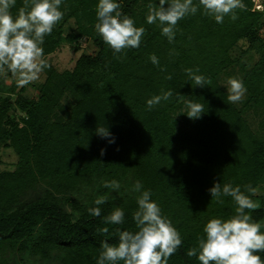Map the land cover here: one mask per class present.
<instances>
[{
  "label": "trees",
  "instance_id": "obj_1",
  "mask_svg": "<svg viewBox=\"0 0 264 264\" xmlns=\"http://www.w3.org/2000/svg\"><path fill=\"white\" fill-rule=\"evenodd\" d=\"M149 2L120 0L119 10L145 33L140 48L115 53L95 30L98 0H63L62 20L40 45L48 66L37 96L0 80V167L3 149L17 158L14 170L0 171V257L10 251L43 261L58 256L62 264H96L100 241L115 245L120 231H137L136 198H109L105 188L107 203L100 206L101 217H93L88 208L96 205L73 196L94 179L120 182L133 175L142 190L151 191L183 238L168 264H200L187 253L204 236L206 223L235 214L231 197H222L223 204L212 200L208 190L214 182L242 192L247 185L256 188L251 199L260 208L251 215L264 222V54L251 69L240 63L247 89L241 107L220 84L237 64L240 42L264 48V10L242 0L235 20L228 15L217 24L201 9L178 23L169 43L157 24L146 23ZM22 7L24 0H16L9 12L15 17ZM72 21L75 29L67 33ZM84 39L96 51L82 55L72 71L58 72L47 62L64 44L76 47ZM153 54L158 65L150 60ZM188 68L199 69L196 74L209 83L197 87L185 74ZM166 91L172 97L148 109L147 100ZM189 100L203 106L199 119L187 116ZM97 129H109L111 137ZM117 207L124 209L125 223L106 224L104 217ZM103 228L108 232L101 233ZM256 254L264 258V252Z\"/></svg>",
  "mask_w": 264,
  "mask_h": 264
},
{
  "label": "clouds",
  "instance_id": "obj_2",
  "mask_svg": "<svg viewBox=\"0 0 264 264\" xmlns=\"http://www.w3.org/2000/svg\"><path fill=\"white\" fill-rule=\"evenodd\" d=\"M63 0H24V7L13 17L9 9L16 0H0V72L7 70L17 77L18 87L33 82L48 66L42 59L44 37L51 35L55 25L62 20L64 13L60 10ZM242 0H150L147 24H157L161 35L169 43L175 39L178 23L187 16H195L201 9L202 14L213 18L217 24L224 22L225 16L237 17L234 10L243 8ZM120 0H98L96 6L95 30L115 53L124 49H138L141 46L145 29L136 27L135 21L120 10ZM150 60L159 64L153 54ZM199 69H185V74L195 85L204 88L209 83L203 75H197ZM171 79V77H168ZM228 100L236 103L242 100L247 89L241 80L229 78L226 82ZM171 91L153 96L147 100L148 109L167 101L172 97ZM187 116L199 119L203 106L187 101ZM103 138L111 137L109 129H97ZM115 144V138L109 139ZM106 150L101 149V156ZM104 188L114 191L120 189L118 181H106ZM134 192L140 193L136 198L137 210L132 219L138 229L135 232L120 231L119 243L110 244L100 241V255L96 264H168L169 258L182 246L183 238L172 221L166 217L157 202L152 199L150 190H142L139 181L133 186ZM212 200L223 204L222 197H231L234 201L235 214L229 219L215 218L209 220L203 228L204 236L198 238L197 247L188 251L187 255L195 256L200 264H264V258L256 253L264 252V224L253 220L251 212L260 208V204L251 199L256 188L214 182L208 190ZM245 192L250 195H246ZM107 203L106 196H98L95 207L88 208L89 215L101 217V205ZM106 224L122 225L125 223L124 209L117 207L104 217ZM107 233L108 228L100 230Z\"/></svg>",
  "mask_w": 264,
  "mask_h": 264
},
{
  "label": "rangeland",
  "instance_id": "obj_3",
  "mask_svg": "<svg viewBox=\"0 0 264 264\" xmlns=\"http://www.w3.org/2000/svg\"><path fill=\"white\" fill-rule=\"evenodd\" d=\"M257 5V11L264 10V1L263 0H254ZM2 10V8H0ZM75 29L74 22L72 21L70 24V29L67 30L71 32ZM260 38L264 42V28L259 31ZM64 44L62 47L58 49L54 54L47 58V62L54 67L58 72L64 71H72L77 61L82 55H90L96 51L95 46L91 41L86 39L82 40L80 44ZM264 54V48L261 47L260 44H256L255 46H250L246 41H242L238 44V46L234 50V58L237 60V64L230 68L225 74L220 77V84L227 92L226 82L229 78H235L238 80L242 79V71L240 69V63H245L251 69L260 61ZM0 80H3V83L7 86H12L13 84H17V77H14L11 72L7 70L0 72ZM46 80L45 71L43 70L39 78L33 82H30L23 87H18V91L21 88L26 89L25 95L28 97H36L38 94L37 86L44 83ZM246 94H244L241 101L236 102L235 104L238 107L242 106V102L245 100ZM2 165L0 167L1 170H14L16 167L17 158L12 149L5 148L2 150ZM138 178L133 175H129L128 177L122 178L120 180V189L118 191H114L113 189L108 188V197L113 198L115 196H120L122 194H128L134 198L140 193L134 192L133 186L136 184ZM106 182L104 179H94L89 185L83 186L80 193H76L73 196L77 198L79 201L84 203H94L95 199L98 196H104L103 184ZM141 183V182H140ZM260 194L261 191H258ZM107 197V198H108ZM70 211V208L67 207ZM264 224V222L262 223ZM0 260L3 264H62L58 256L53 257L48 261H43L40 258H29L23 256L20 253L14 252H6L1 255Z\"/></svg>",
  "mask_w": 264,
  "mask_h": 264
},
{
  "label": "built area",
  "instance_id": "obj_4",
  "mask_svg": "<svg viewBox=\"0 0 264 264\" xmlns=\"http://www.w3.org/2000/svg\"><path fill=\"white\" fill-rule=\"evenodd\" d=\"M256 2V1H255ZM255 8H257V5H256V7Z\"/></svg>",
  "mask_w": 264,
  "mask_h": 264
}]
</instances>
